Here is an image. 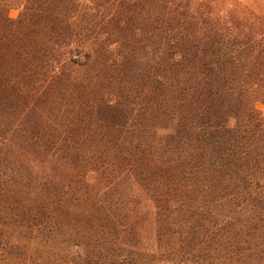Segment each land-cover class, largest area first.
I'll list each match as a JSON object with an SVG mask.
<instances>
[{
    "label": "trees",
    "instance_id": "trees-1",
    "mask_svg": "<svg viewBox=\"0 0 264 264\" xmlns=\"http://www.w3.org/2000/svg\"><path fill=\"white\" fill-rule=\"evenodd\" d=\"M262 104L264 0H0V264H264Z\"/></svg>",
    "mask_w": 264,
    "mask_h": 264
},
{
    "label": "rangeland",
    "instance_id": "rangeland-1",
    "mask_svg": "<svg viewBox=\"0 0 264 264\" xmlns=\"http://www.w3.org/2000/svg\"><path fill=\"white\" fill-rule=\"evenodd\" d=\"M17 14H18V10L17 9H11L10 12H9V15L11 17H13V18L16 17ZM259 107L262 108V109H264V105L263 104L262 105H259Z\"/></svg>",
    "mask_w": 264,
    "mask_h": 264
}]
</instances>
